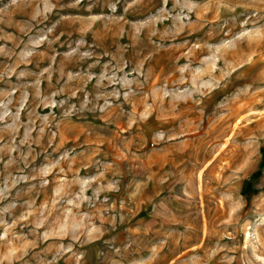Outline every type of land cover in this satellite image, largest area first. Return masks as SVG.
Wrapping results in <instances>:
<instances>
[{"label": "rangeland", "instance_id": "1", "mask_svg": "<svg viewBox=\"0 0 264 264\" xmlns=\"http://www.w3.org/2000/svg\"><path fill=\"white\" fill-rule=\"evenodd\" d=\"M0 264H264V0H0Z\"/></svg>", "mask_w": 264, "mask_h": 264}]
</instances>
